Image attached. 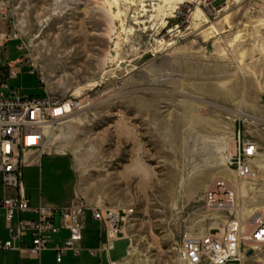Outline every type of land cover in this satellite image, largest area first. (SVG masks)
<instances>
[{"label": "rangeland", "instance_id": "obj_1", "mask_svg": "<svg viewBox=\"0 0 264 264\" xmlns=\"http://www.w3.org/2000/svg\"><path fill=\"white\" fill-rule=\"evenodd\" d=\"M208 1L164 15L163 0H0V80L18 60L19 94L86 99L47 128L29 194L135 208L126 239L140 264H187L186 236L223 232L229 215L205 205L217 179L245 222L264 212V0ZM239 131L259 146L251 180L226 164ZM244 264H264V245Z\"/></svg>", "mask_w": 264, "mask_h": 264}, {"label": "built area", "instance_id": "obj_2", "mask_svg": "<svg viewBox=\"0 0 264 264\" xmlns=\"http://www.w3.org/2000/svg\"><path fill=\"white\" fill-rule=\"evenodd\" d=\"M201 2V0H200ZM209 1L204 0L207 5ZM188 6V5H186ZM180 9V7L178 8ZM16 60L10 63L9 77L0 80V176L5 195L0 197V213L4 211L7 240H0V252L19 251L40 256L49 248L54 236L61 229L70 232L63 244L55 246L60 262L69 251L78 253L82 239L84 219L91 210L92 216L106 229L110 239L125 235V226L135 213V208L117 210L98 206L88 207L82 203L56 206L40 202L33 205L25 192L24 154L27 151H42L47 141V126L68 120L76 111L85 107L86 99L77 97L59 98L47 93L45 96L21 95L11 87L9 79H16L21 67ZM37 72L42 83L46 82L43 69ZM259 151L257 142L242 134H236L235 149L227 157L226 164L236 171L240 180L256 176L253 161ZM205 205L208 210L228 214L226 226L221 233L188 235L183 239L182 250L187 264H244L250 249L254 255L264 245V212L253 213L247 223L240 216L238 194L232 183L217 179L206 191ZM33 213L32 219L23 218V213ZM19 217L15 224V217ZM60 218V225L56 218ZM30 237V244L24 239Z\"/></svg>", "mask_w": 264, "mask_h": 264}, {"label": "crops", "instance_id": "obj_3", "mask_svg": "<svg viewBox=\"0 0 264 264\" xmlns=\"http://www.w3.org/2000/svg\"><path fill=\"white\" fill-rule=\"evenodd\" d=\"M44 157L45 156L40 157V155H38V151H27L24 154V160L27 164L24 166L23 172L26 167L41 164ZM25 192L33 205L43 202L42 198H40L39 201H34L32 199V196L29 194L26 187V183ZM4 195L5 191L3 189L0 176V197ZM46 204L53 205L51 203ZM69 204L70 203L68 202L64 205ZM21 216L26 219L36 217L33 213L29 212L23 213ZM18 220L19 217H15L14 223L16 224ZM56 224L60 225L59 217L56 218ZM124 230L125 235L120 236L118 239H110L105 227L93 218L92 212L89 210L84 219V229L82 239L79 243L78 253L69 251L63 255L60 262L57 260L58 253L55 250V246L63 244L70 235L69 230L61 229V231L54 236L53 240L49 244V248L40 256H32L19 251L0 252V264H140L131 260L130 245L126 239L128 224L125 226ZM8 238L9 231L6 228L5 213L2 211L0 213V240H7ZM30 242V237H26L24 239V243L30 244Z\"/></svg>", "mask_w": 264, "mask_h": 264}, {"label": "bare ground", "instance_id": "obj_4", "mask_svg": "<svg viewBox=\"0 0 264 264\" xmlns=\"http://www.w3.org/2000/svg\"><path fill=\"white\" fill-rule=\"evenodd\" d=\"M184 1L185 0H163L164 5L161 6V9L164 12V15H168L169 11H170V14H173L176 11V9H178L179 4H182ZM48 127H50V131H49L50 135H52L54 137L55 136V131H54L55 125H48L47 128ZM255 213H258V210H256ZM246 222L250 223L251 217L248 218V220Z\"/></svg>", "mask_w": 264, "mask_h": 264}, {"label": "water", "instance_id": "obj_5", "mask_svg": "<svg viewBox=\"0 0 264 264\" xmlns=\"http://www.w3.org/2000/svg\"><path fill=\"white\" fill-rule=\"evenodd\" d=\"M254 255V250L253 249H250L247 253V256L248 257H252Z\"/></svg>", "mask_w": 264, "mask_h": 264}]
</instances>
